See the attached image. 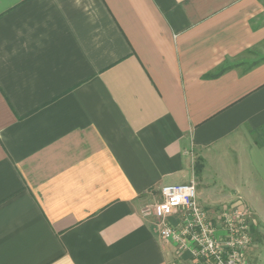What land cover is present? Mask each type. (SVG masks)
<instances>
[{
	"label": "crops",
	"instance_id": "obj_1",
	"mask_svg": "<svg viewBox=\"0 0 264 264\" xmlns=\"http://www.w3.org/2000/svg\"><path fill=\"white\" fill-rule=\"evenodd\" d=\"M191 182L264 229V0H0V264H197L146 215Z\"/></svg>",
	"mask_w": 264,
	"mask_h": 264
},
{
	"label": "built area",
	"instance_id": "obj_2",
	"mask_svg": "<svg viewBox=\"0 0 264 264\" xmlns=\"http://www.w3.org/2000/svg\"><path fill=\"white\" fill-rule=\"evenodd\" d=\"M161 200L148 206L162 240L174 244L180 253L190 252L197 264H249L252 243V214L242 204L223 207L218 215L223 236L213 226L207 210L198 200L195 183L166 185ZM177 217L178 224L171 223Z\"/></svg>",
	"mask_w": 264,
	"mask_h": 264
},
{
	"label": "rangeland",
	"instance_id": "obj_3",
	"mask_svg": "<svg viewBox=\"0 0 264 264\" xmlns=\"http://www.w3.org/2000/svg\"><path fill=\"white\" fill-rule=\"evenodd\" d=\"M222 179L224 180L225 177H222ZM193 183H195V182H193ZM195 185H196V188H197V182L195 183ZM208 185H209V188H208L209 191H211L213 193V194H208V195L218 196V198L223 197V196H226V194H223L224 191H225V189L223 188V184L221 182H218L216 179L215 180L212 179V180H210L207 183V186ZM204 187H206V185ZM155 202H158V199L157 200H154V203ZM219 213H220V211H219ZM251 214H252V219H251V221H252V230H251L252 243H251V246H250V249H249V251H250V257H249V252H248V261H249V264H252V261L250 262V260L253 259V258H254V260H257V263L259 262L260 259H261L260 261H262L264 259V229L259 228L257 230V228H256L255 230H257V231H255L253 229V226H254L253 224H254L255 218H254V215H253L252 212H251ZM216 215H218V214H216ZM216 215L214 217H216ZM254 233H256V234L254 235ZM218 234L220 236H223V234H221L220 232H218ZM253 249H254V253L252 254L251 253L252 252L251 250H253ZM251 256H252V258H251ZM249 258H250V260H249Z\"/></svg>",
	"mask_w": 264,
	"mask_h": 264
},
{
	"label": "trees",
	"instance_id": "obj_4",
	"mask_svg": "<svg viewBox=\"0 0 264 264\" xmlns=\"http://www.w3.org/2000/svg\"><path fill=\"white\" fill-rule=\"evenodd\" d=\"M221 72H223V70H222ZM209 77H210V76H209Z\"/></svg>",
	"mask_w": 264,
	"mask_h": 264
}]
</instances>
